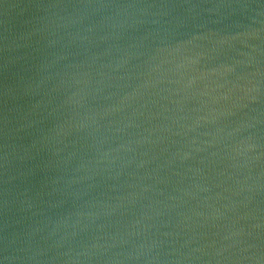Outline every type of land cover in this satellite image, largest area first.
Instances as JSON below:
<instances>
[{
  "label": "water",
  "instance_id": "95a60500",
  "mask_svg": "<svg viewBox=\"0 0 264 264\" xmlns=\"http://www.w3.org/2000/svg\"><path fill=\"white\" fill-rule=\"evenodd\" d=\"M0 264H264V0H0Z\"/></svg>",
  "mask_w": 264,
  "mask_h": 264
}]
</instances>
